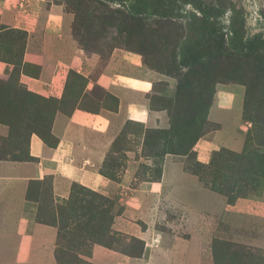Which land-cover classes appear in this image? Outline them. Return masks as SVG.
I'll return each mask as SVG.
<instances>
[{
  "label": "rangeland",
  "instance_id": "374dc122",
  "mask_svg": "<svg viewBox=\"0 0 264 264\" xmlns=\"http://www.w3.org/2000/svg\"><path fill=\"white\" fill-rule=\"evenodd\" d=\"M51 2L61 7V31L96 59L95 72L110 55L113 68L134 57L151 84L147 124L112 128L102 175L118 182L129 168L132 187L165 181L153 200L121 187L111 198L93 196L72 183L63 204L53 203L50 177L30 182L24 212L31 223L57 227L55 263L94 264L96 244L132 264L154 254L192 264H264V0ZM39 4L43 19L47 3ZM25 36L0 27V62L13 66L0 79L2 161L26 160L31 132L51 143L54 115L75 103L115 109L114 97L98 85L83 90L74 72L61 99L19 87ZM206 134L212 145L199 161L197 143ZM1 243L0 252L7 250Z\"/></svg>",
  "mask_w": 264,
  "mask_h": 264
},
{
  "label": "crops",
  "instance_id": "0c3cea01",
  "mask_svg": "<svg viewBox=\"0 0 264 264\" xmlns=\"http://www.w3.org/2000/svg\"><path fill=\"white\" fill-rule=\"evenodd\" d=\"M41 1L47 3L43 19L39 16ZM62 17L61 7L51 0L26 3L0 0V27L26 32L20 55V64L26 68L20 66L17 72L18 86L29 93L61 99L67 75L74 72L86 80L84 90L89 91L93 85H98L114 97L116 110L101 106L93 113L78 108L68 115L56 113L49 132L53 140L51 145L32 134L27 145L28 161L0 160V243L9 244L7 250L0 252V264H56V227L31 223L24 212L30 182L50 177L53 203L57 199L67 200L72 183L107 198L121 187L136 196L146 194L152 200L159 198L165 184L160 179L157 182H138L132 187L133 172L129 168L118 182L100 174L112 145V128L118 132L125 121L147 124L149 110L144 98L150 92L151 84L148 79L139 77L143 70L134 57H126L128 60L124 66L113 68L110 55L106 65L95 72L94 56L85 55L61 31ZM40 21L43 22L42 30L37 33ZM12 67L0 62V79H7ZM210 135H204L197 143L200 147L197 153L199 161H204V150L212 145ZM122 215L126 216L114 217V224L119 225ZM148 251L153 252L152 248ZM109 255L104 248L94 244L90 248L89 260L94 264H112L113 257L115 264L133 263L123 255ZM135 263L192 264L188 260L172 261L155 254Z\"/></svg>",
  "mask_w": 264,
  "mask_h": 264
},
{
  "label": "trees",
  "instance_id": "16d2710c",
  "mask_svg": "<svg viewBox=\"0 0 264 264\" xmlns=\"http://www.w3.org/2000/svg\"><path fill=\"white\" fill-rule=\"evenodd\" d=\"M82 51V50H81ZM25 67H26V65H25ZM69 74V73H68ZM78 75V74H77ZM80 76V75H79ZM67 77H68V75H67ZM81 77V76H80ZM81 78H83V77H81ZM84 79V78H83ZM84 86H85V79H84ZM84 86H83V90H84ZM71 87V84H67V78H66V83H65V86H64V93H65V91H66V89H68V88H70ZM69 90V89H68ZM27 92V91H26ZM63 93V94H64ZM111 99H112V97L110 96V95H108ZM115 99V98H114ZM74 103V102H73ZM82 105H77L76 103L71 107V109L69 110V111H67V112H64V114L65 115H68L69 113H70V111H72L73 109H75V108H78V109H82V110H86V111H89V112H97V110L101 107V106H96V110H94V108H95V104H91V109L92 110H88V109H84L83 107H81ZM116 106H117V101H116V99H115V109H114V111L116 110ZM105 107V106H104ZM108 108V107H107ZM109 110H112V109H110V108H108ZM170 130H172V129H170ZM47 132L49 133L50 131L49 130H47ZM32 134H34V135H36L43 143H45L46 145H51L52 144V141H51V143H49V144H47V142H45L44 140H43V138L41 137V136H39V135H37L36 133H34V132H31L30 134H29V136H28V139H29V137H30V135H32ZM50 137H51V135H50ZM52 138V137H51ZM27 145H28V142H27ZM111 148V147H110ZM165 153H167V152H165ZM27 159L26 160H24V161H28L29 160V156H28V152H27V157H26ZM104 162V161H103ZM102 165H103V163H102ZM101 168H102V166H101ZM100 174L102 175V173H101V169H100ZM102 176H104V175H102ZM108 179H110V178H108ZM157 179H158V176H157ZM79 189H83L84 190V188L83 187H81V186H77ZM90 194H92L93 196L94 195H97L96 193H94V192H90ZM26 198H27V194H26ZM70 198V193H69V196H68V198H67V200H62V201H60V203H65V202H67L68 201V199ZM50 225V224H49ZM54 227H56L55 225H53ZM56 229H57V227H56ZM57 238V237H56ZM57 240V239H56ZM56 249H57V243H56V248H55V250H54V258H55V261L57 262V260H56Z\"/></svg>",
  "mask_w": 264,
  "mask_h": 264
}]
</instances>
